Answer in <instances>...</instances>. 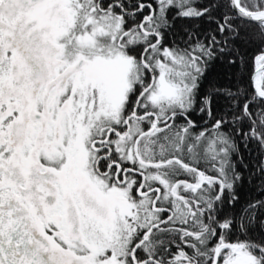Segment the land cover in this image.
I'll use <instances>...</instances> for the list:
<instances>
[{
    "label": "snow or ice",
    "instance_id": "snow-or-ice-1",
    "mask_svg": "<svg viewBox=\"0 0 264 264\" xmlns=\"http://www.w3.org/2000/svg\"><path fill=\"white\" fill-rule=\"evenodd\" d=\"M0 264H264V0H0Z\"/></svg>",
    "mask_w": 264,
    "mask_h": 264
},
{
    "label": "trees",
    "instance_id": "trees-1",
    "mask_svg": "<svg viewBox=\"0 0 264 264\" xmlns=\"http://www.w3.org/2000/svg\"><path fill=\"white\" fill-rule=\"evenodd\" d=\"M177 27L181 28L183 27V22L178 21L177 22ZM251 55V53H250ZM251 71V62L249 61V65L246 69H244V74H245V85H247V73ZM217 74H222L223 77L226 79L229 76H232L233 78H237L240 75V70L239 68L237 69H233L228 67L227 65L221 67L219 65H217L214 69H213V78H216ZM257 153L252 152V154L250 156H248L249 161L252 164V167L255 168V157H256ZM259 181H256V185L254 186L251 183V177H249L248 183L245 185V187L242 190V195L244 197V199H249L253 196H256L259 194V192L261 191V189L258 187L259 185ZM251 189V191H250Z\"/></svg>",
    "mask_w": 264,
    "mask_h": 264
}]
</instances>
